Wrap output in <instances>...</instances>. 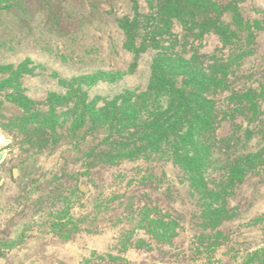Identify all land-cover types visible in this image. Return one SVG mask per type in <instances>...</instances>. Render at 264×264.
<instances>
[{"label":"rangeland","instance_id":"374dc122","mask_svg":"<svg viewBox=\"0 0 264 264\" xmlns=\"http://www.w3.org/2000/svg\"><path fill=\"white\" fill-rule=\"evenodd\" d=\"M25 1L31 11L44 5ZM50 1L61 2L76 46L58 41L34 18L14 26L0 18V127L7 137L0 150L6 153L0 162V264H264V162L225 194L226 171L214 156L206 178L215 193L221 191L215 198L224 197L225 210L210 222L204 192L190 185L172 158H118L108 132L75 124L68 104L55 110L56 131L40 125L49 111L48 95L66 93V81L80 74L123 73L81 84L80 95L87 93L86 102L97 98L99 106L126 89L146 91L158 52L149 47L135 56L124 45L117 18L135 13L133 0ZM138 1L140 11L150 12L148 0ZM217 2L233 30L235 13L246 25L234 30L229 44L215 34L186 37L177 19L172 30L186 57L196 49L202 60L215 55L229 64V88L211 94L219 109L217 134L244 140L245 129L264 128V97L255 113L231 95L250 87L264 92V0ZM228 6L237 12H226ZM8 65L20 69L11 79ZM255 146L254 139L247 150Z\"/></svg>","mask_w":264,"mask_h":264},{"label":"trees","instance_id":"16d2710c","mask_svg":"<svg viewBox=\"0 0 264 264\" xmlns=\"http://www.w3.org/2000/svg\"><path fill=\"white\" fill-rule=\"evenodd\" d=\"M41 1L44 5L39 3L35 11H31L33 6L25 0H0V18L13 26L23 21L24 17L29 19V23L34 18V21H40L39 27L49 29L58 41H74L72 46H76L72 38V34L76 33L66 30L68 25H64L60 14L61 2L55 4L50 0ZM133 2L135 13L118 17L117 22L125 34V47L135 56L149 47L158 49L153 57L152 77L147 90L137 93L135 89H126L99 106L97 98L86 102L87 93L82 91L80 95L81 84L112 81L123 73L100 69L80 74L66 81V93L51 92L48 95L49 111L45 113V120L40 125L56 131L55 110L62 104H68L75 124L89 123L94 129L108 132V138L112 140V152H116L118 158L132 160L138 156L149 158L154 154L172 158L183 168L190 185L204 192V217L210 222H216L225 208L222 203L224 197L221 196L219 201L215 198V195L220 196L221 191L215 193L211 187L215 184L209 183L206 178L215 167L214 156L221 157L219 163H223L222 168L226 171V183L223 182L221 186L226 194L236 181L264 162V143L260 144L264 128L245 129L244 140L234 135L217 134L219 109L211 94L216 89L229 88L226 79L229 64L215 55L205 56L202 60L196 49L192 57H186L185 52L177 49L176 42H180V39L172 29L177 19L187 30L186 37L202 38L215 34L229 44L236 37L237 31L234 30L237 28L233 30L230 24L222 20L225 9L217 0H156L155 5L152 0H148L150 12L147 13L140 11L138 0ZM227 9L228 13L237 12L233 7L228 6ZM233 19L238 29L241 26L246 29L240 15L235 13ZM4 69L12 70V67L8 65ZM12 71L9 79L17 76L20 69ZM231 96L243 102V107L255 110L256 113L261 108L258 100L264 97V92L250 87ZM24 100L29 102L26 97ZM28 112L31 113L30 109ZM254 139L256 151L247 150ZM244 143V146H239ZM222 158L227 164H224Z\"/></svg>","mask_w":264,"mask_h":264},{"label":"built area","instance_id":"2783aa9c","mask_svg":"<svg viewBox=\"0 0 264 264\" xmlns=\"http://www.w3.org/2000/svg\"><path fill=\"white\" fill-rule=\"evenodd\" d=\"M6 141H7V137L3 133V131H1V127H0V150L3 149V146H4V144H5Z\"/></svg>","mask_w":264,"mask_h":264},{"label":"water","instance_id":"95a60500","mask_svg":"<svg viewBox=\"0 0 264 264\" xmlns=\"http://www.w3.org/2000/svg\"><path fill=\"white\" fill-rule=\"evenodd\" d=\"M5 155H6V153H5V152H2V153L0 154V162H1V161L4 159ZM82 190H83V191H85V190H86V187H85V185H82Z\"/></svg>","mask_w":264,"mask_h":264}]
</instances>
